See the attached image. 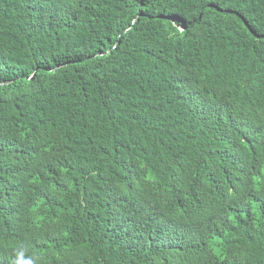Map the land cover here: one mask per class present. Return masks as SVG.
<instances>
[{
    "label": "trees",
    "instance_id": "trees-1",
    "mask_svg": "<svg viewBox=\"0 0 264 264\" xmlns=\"http://www.w3.org/2000/svg\"><path fill=\"white\" fill-rule=\"evenodd\" d=\"M0 264H264V0H0Z\"/></svg>",
    "mask_w": 264,
    "mask_h": 264
}]
</instances>
